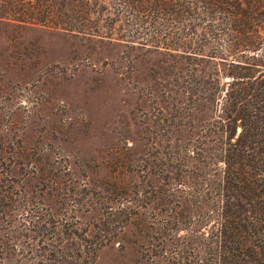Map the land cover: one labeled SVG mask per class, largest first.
Listing matches in <instances>:
<instances>
[{
	"label": "trees",
	"instance_id": "trees-1",
	"mask_svg": "<svg viewBox=\"0 0 264 264\" xmlns=\"http://www.w3.org/2000/svg\"><path fill=\"white\" fill-rule=\"evenodd\" d=\"M0 19L177 63L176 149L63 178L0 145V264H95L128 226L135 264H264V0H0Z\"/></svg>",
	"mask_w": 264,
	"mask_h": 264
},
{
	"label": "rangeland",
	"instance_id": "rangeland-1",
	"mask_svg": "<svg viewBox=\"0 0 264 264\" xmlns=\"http://www.w3.org/2000/svg\"><path fill=\"white\" fill-rule=\"evenodd\" d=\"M176 78L170 55L0 19L3 154L18 172L37 161L47 176L66 178L69 166L103 175L111 168L105 161L128 159L124 152L134 167L142 156L176 149L177 108L164 92ZM40 182L30 177L26 185ZM136 234L128 226L124 237ZM129 240L102 247L95 264H135L138 248Z\"/></svg>",
	"mask_w": 264,
	"mask_h": 264
}]
</instances>
